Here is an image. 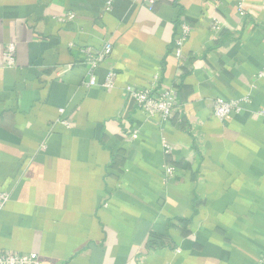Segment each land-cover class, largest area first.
Instances as JSON below:
<instances>
[{
    "label": "crops",
    "instance_id": "crops-1",
    "mask_svg": "<svg viewBox=\"0 0 264 264\" xmlns=\"http://www.w3.org/2000/svg\"><path fill=\"white\" fill-rule=\"evenodd\" d=\"M107 1L0 0V191L10 194L0 254H37L41 264H259L264 118L253 113L264 109V3L246 0L241 17L242 0H115L110 12ZM182 24L191 33L180 59ZM107 42L98 86L85 87L81 50ZM109 71L113 90L100 87ZM132 88L172 89L181 113L147 117ZM246 97L248 111L214 117L216 99ZM165 166L176 168L173 181Z\"/></svg>",
    "mask_w": 264,
    "mask_h": 264
},
{
    "label": "built area",
    "instance_id": "built-area-1",
    "mask_svg": "<svg viewBox=\"0 0 264 264\" xmlns=\"http://www.w3.org/2000/svg\"><path fill=\"white\" fill-rule=\"evenodd\" d=\"M115 0H108L105 10L110 12ZM246 0H242L238 7V12L241 17L245 15L244 4ZM264 3V0H262ZM75 15L69 14L67 20H74ZM223 27L222 23L215 21L213 28L219 30ZM191 33V27L187 24L180 25V34L175 41V56L182 58L183 47ZM113 45L109 42L105 43L102 49L95 51L90 48H84L81 50L83 55V61L88 68V82L85 83V87L98 86L95 73L97 69L105 63L111 53ZM15 53L16 46L11 43L6 46L5 59L7 67H13L15 65ZM116 73L109 71L105 82L100 86L105 90H113L116 86ZM258 80H264V70L257 76ZM255 85H253L254 87ZM130 99L135 103L136 107L149 118H159L163 122L170 121L175 112L181 113L180 109L175 106L172 89H166L158 93L155 88L129 89ZM251 104L250 97L242 98L239 100L224 101L223 99H216L214 103L213 115L219 121H225L232 115H238L245 111H248V107ZM60 114H64V110H60ZM256 117L264 118V109L255 111L253 113ZM61 123L65 126H70V121L61 120ZM163 150L166 154H169L171 148L165 141L162 142ZM164 179L169 182L173 181L176 176V168L173 166H165L163 168ZM10 201V194L4 191H0V214L5 209L6 205ZM0 264H41L40 258L37 254H16V253H1ZM259 264H264V255L262 256Z\"/></svg>",
    "mask_w": 264,
    "mask_h": 264
}]
</instances>
